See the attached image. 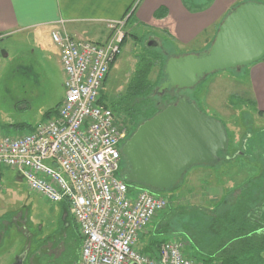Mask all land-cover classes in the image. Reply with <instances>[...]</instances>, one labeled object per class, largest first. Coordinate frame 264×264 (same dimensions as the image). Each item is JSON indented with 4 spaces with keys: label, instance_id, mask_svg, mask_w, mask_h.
<instances>
[{
    "label": "rangeland",
    "instance_id": "obj_1",
    "mask_svg": "<svg viewBox=\"0 0 264 264\" xmlns=\"http://www.w3.org/2000/svg\"><path fill=\"white\" fill-rule=\"evenodd\" d=\"M125 33L103 100L108 104L117 98L130 99L129 83L141 59L149 57L153 61L150 106L154 87L163 77L162 65L169 57L186 53L174 49L159 31L141 27L127 28ZM148 40L154 43L149 46ZM248 66L211 73L194 88L181 91L205 115L223 123L226 148L217 163L192 166L169 191L145 188L154 196L165 197L167 206L140 235L138 247L152 238L175 239L184 243L187 254L195 253L188 237L210 234L204 228L219 202L229 195L237 199L243 186H251L253 191L264 185V114H258L252 103ZM63 79L59 49L50 34H43L39 42L25 33L0 41V133L27 132L53 115L64 96ZM118 115L127 129L122 113ZM0 181V231L5 229V234L0 232V264H11L18 257L22 264H78L81 238L67 209L30 191L11 168L0 170ZM133 188L135 193L144 186L134 183ZM5 222L7 228L2 226Z\"/></svg>",
    "mask_w": 264,
    "mask_h": 264
},
{
    "label": "built area",
    "instance_id": "obj_2",
    "mask_svg": "<svg viewBox=\"0 0 264 264\" xmlns=\"http://www.w3.org/2000/svg\"><path fill=\"white\" fill-rule=\"evenodd\" d=\"M124 27V19L109 22L103 42L51 30L64 75L63 99L55 114L27 132L0 135V170H15L49 202L68 203L81 238L78 264H201L179 240L162 241L155 253L137 246L167 200L145 188L132 193L117 175L126 128L102 100V89Z\"/></svg>",
    "mask_w": 264,
    "mask_h": 264
},
{
    "label": "water",
    "instance_id": "obj_3",
    "mask_svg": "<svg viewBox=\"0 0 264 264\" xmlns=\"http://www.w3.org/2000/svg\"><path fill=\"white\" fill-rule=\"evenodd\" d=\"M262 59L264 3L242 2L225 15L206 50L167 59L166 80L159 90L191 89L211 73L238 70ZM226 144L223 124L180 98L142 123L123 145L127 178L151 189L168 190L192 166L217 163Z\"/></svg>",
    "mask_w": 264,
    "mask_h": 264
},
{
    "label": "crops",
    "instance_id": "obj_4",
    "mask_svg": "<svg viewBox=\"0 0 264 264\" xmlns=\"http://www.w3.org/2000/svg\"><path fill=\"white\" fill-rule=\"evenodd\" d=\"M246 1L264 3V0H0V41L25 33L33 42H39L43 34L59 28L74 37L103 42L109 33V22L124 19L125 30L144 27L159 31L170 39L174 49L194 53L205 50L225 15ZM248 78L254 107L257 112H264V59L248 66ZM58 203L69 212L66 201ZM2 226L8 227L6 222ZM0 232L5 234V229Z\"/></svg>",
    "mask_w": 264,
    "mask_h": 264
},
{
    "label": "trees",
    "instance_id": "obj_5",
    "mask_svg": "<svg viewBox=\"0 0 264 264\" xmlns=\"http://www.w3.org/2000/svg\"><path fill=\"white\" fill-rule=\"evenodd\" d=\"M125 40L126 37L123 42ZM141 61L129 83L128 97L131 101L138 99L148 102V95L153 89L149 78L153 61L149 57ZM163 68L164 64L162 75ZM258 114L264 112L260 110ZM122 166L123 163L120 164L119 176L132 189L136 182L128 180L127 174L122 173ZM172 188L158 191H169ZM231 196L219 202L209 214L208 228H204V231L210 230V234L188 237L195 253L186 254L201 264H264V185L253 191L251 186H243L237 199L233 200ZM164 240L152 238L140 248L143 252L155 253L159 243Z\"/></svg>",
    "mask_w": 264,
    "mask_h": 264
},
{
    "label": "flooded vegetation",
    "instance_id": "obj_6",
    "mask_svg": "<svg viewBox=\"0 0 264 264\" xmlns=\"http://www.w3.org/2000/svg\"><path fill=\"white\" fill-rule=\"evenodd\" d=\"M148 42H151L152 44L154 43L153 40H148ZM164 67H165V64H164ZM165 80H166V76L164 74V68H163V77L161 78L158 85L154 87L153 92L155 94V98H153L152 102H150V106H149V101L139 102L138 100L136 101L137 105L135 106V101H131L130 99H125V98H123L122 100H120V98H117L113 102L109 101V103L107 104L118 118H119L118 113H122L123 118L121 121H123V124L124 123L129 124L128 128L126 129L127 130L126 136L124 140L122 141L121 147H120V152H121L120 162L123 163V166H122L123 174H128L129 165L126 164V156L122 152V147L131 138V136L135 133L138 127L145 121L154 117L156 114H158L160 111H162L167 106L174 104L175 101H178V99L180 98L186 99V97L182 95V92H181L182 90L170 89L169 87L159 90L160 86L164 83ZM143 104L145 105L142 106ZM162 105H165V106L161 108ZM20 260L21 258L18 257L13 262H11V264H22V261Z\"/></svg>",
    "mask_w": 264,
    "mask_h": 264
}]
</instances>
